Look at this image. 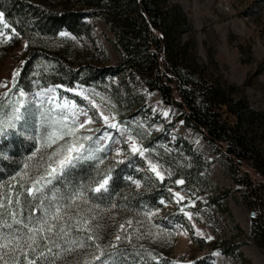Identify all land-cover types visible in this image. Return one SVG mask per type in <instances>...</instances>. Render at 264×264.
Wrapping results in <instances>:
<instances>
[{
  "label": "trees",
  "instance_id": "1",
  "mask_svg": "<svg viewBox=\"0 0 264 264\" xmlns=\"http://www.w3.org/2000/svg\"><path fill=\"white\" fill-rule=\"evenodd\" d=\"M0 12L4 14L10 35L0 37V59L20 39L26 43L24 60L15 78L16 89L31 92L51 85L69 88L77 84L91 85L107 92L119 111L137 112L155 95L163 103L181 109L180 117L222 154L233 182L243 188V204L253 212L247 238L264 257V110L248 103L243 87L211 74L197 59L193 30L178 3L172 0H0ZM96 16L103 20L113 37L118 54L114 64H103L107 54L91 36L87 18ZM81 38H87L93 46L75 47L74 39ZM117 75L120 86L113 80ZM124 106L126 109L120 108ZM35 128L39 129L38 125H29L31 134ZM18 134L12 133L11 143L0 148L6 156L0 155V205H3L0 226L5 228L4 221L12 223L9 214L14 211L18 220L24 223L31 220L29 226L38 227L37 221L50 220L45 216V208L51 212L57 204L62 210L72 205L64 221L54 222L62 225L66 234L53 236L55 243L38 238L37 252L30 259H37L38 264H92L99 256V264L106 261L108 264H174L170 257L173 232L165 218L157 214L160 197L169 187H177V180L183 181L181 186L194 197L199 191L211 189L204 177L209 164L191 144L181 138L169 142L167 135L151 136L146 145L157 150L168 175L152 182L136 173L140 188H135L131 179L111 170L108 190L92 191L96 185L91 181L97 170H109L101 153L54 179L45 186L42 195L38 193L33 198L15 173L28 161L35 139L26 140ZM155 141L159 145L154 148ZM163 141L167 148L161 146ZM78 191L84 193L83 197L69 199ZM126 226L128 231L134 228L136 234L112 245L118 230ZM17 228L21 229L19 235L24 236L23 224L5 229L14 236ZM53 231L59 232V227ZM80 244L83 246L77 247ZM236 247L226 240L211 246L229 256H233ZM41 251L45 253L42 260L39 259ZM16 257L23 260L19 252ZM5 259L11 264L9 257Z\"/></svg>",
  "mask_w": 264,
  "mask_h": 264
},
{
  "label": "rangeland",
  "instance_id": "2",
  "mask_svg": "<svg viewBox=\"0 0 264 264\" xmlns=\"http://www.w3.org/2000/svg\"><path fill=\"white\" fill-rule=\"evenodd\" d=\"M172 1L181 6L189 20L197 59L208 67L211 74L219 76L226 83L243 87L248 103L255 109L264 110V0ZM87 21L92 28L94 43L107 54L108 59L103 64L116 63L118 54L112 43L113 37L103 20L96 16L87 18ZM5 25L7 24L3 19L0 23V37L10 36L8 26ZM74 40L73 44L77 48L82 47V44L93 46L87 38ZM25 46V40L20 39L17 46L0 59V85H6L0 86V122H3L0 127H3L5 133L0 136V148L11 143L14 138L11 137L12 133H19L18 136L26 140L31 135H46L44 130H52L49 125L53 119L66 118L65 122L72 127L75 112L77 126L91 118V123L85 124L77 133L78 138L91 137V140L78 139L79 143L85 145L84 155H91L94 159L102 153L103 159L107 161V169L131 179L133 186L140 188L141 182L135 176L136 173L152 182L168 175L157 156V150L146 145L151 136L157 133L163 138L167 135L169 142L177 138L184 139L209 164L204 177L209 181L211 189L208 187L204 192L199 191L201 193L194 197L181 186L182 183H177L181 180H177L178 188L169 187L167 193L160 197L161 207L157 214L165 218L173 232L170 257L174 264H264L263 255L247 238L252 214L243 204V188L233 182L222 154L216 152L201 133L180 117L181 109L163 103L155 95L149 104L139 108L137 112H132V109L119 111L116 102L107 92L99 87L82 84L72 88L51 85L25 92L26 95L20 97L21 89L15 87L14 73H18L24 60ZM118 79V75L113 76V80L120 86ZM130 85L136 89L133 83ZM20 100L24 101V107L20 109L24 119L16 122V128H9L7 122L12 117V107H19L17 102ZM125 106L120 108L126 109ZM104 117H108L107 122ZM32 122L39 129L35 128L31 134L29 125ZM70 140V137H65L64 141H58L51 148H41L40 153L33 157L32 154L41 147L35 139L28 161L22 164L15 176L30 188L32 181L44 174L47 156L60 144ZM133 145L139 149L138 152L132 151ZM158 145L159 141H155L152 147ZM161 146L167 148L166 142L163 141ZM0 155L1 158H6L1 152ZM40 157H44L45 162ZM93 159L83 160L77 165ZM152 165L156 166L159 176L152 170ZM176 193L180 196L177 197ZM224 194L226 196L222 197ZM78 198L81 197L76 199ZM125 229L118 230L111 240L112 245L133 238L136 234L134 228L128 231L126 226ZM117 236L119 240L116 239ZM5 237L11 240L12 235L8 229L0 226V244L6 242ZM224 240L237 246L233 256L223 255L211 248L212 244L222 243ZM80 246L81 244L77 247ZM92 264H99L98 260L93 259Z\"/></svg>",
  "mask_w": 264,
  "mask_h": 264
},
{
  "label": "snow or ice",
  "instance_id": "3",
  "mask_svg": "<svg viewBox=\"0 0 264 264\" xmlns=\"http://www.w3.org/2000/svg\"><path fill=\"white\" fill-rule=\"evenodd\" d=\"M3 16L4 14L0 12V23L3 22ZM8 25H5L7 27ZM13 32H15V29H13ZM16 35H19L16 33ZM61 35H67L66 33H61ZM18 75V73H14V76ZM2 87H6V85H0ZM5 96L7 93L4 94ZM26 93L23 90H20L19 96L24 97ZM20 106L12 107V117L7 122L9 128H16V122L21 121L24 119L23 113H21V108L24 107V101L20 100L17 102ZM59 107V105H58ZM72 107H75L74 105ZM27 111V109H25ZM83 115H87L86 113H82ZM43 118V117H42ZM105 121H108V117H104ZM66 118L61 119H53L52 123L49 125V127L52 129L51 131H48L45 129L46 135H41L38 137H29L30 139H37L40 143V148H37L36 152H34L32 155L33 157L37 156L38 153H40L41 148H51L52 145L57 144L58 141H64L65 137H70L71 140L67 141L63 144H60L55 151L51 153V155L47 156L46 162L44 157H40L42 162H45L46 166L44 168V174L38 175L34 181H32V186L27 189V193L30 197L35 198L37 194H43V189L47 184H51L53 179H56L58 176H64L67 175L70 170L74 169L76 165L83 161L88 159H93L91 155L85 156L84 155V148L85 145L83 143H79L78 139L82 140H91V137L89 136H83V137H77V133L79 129H83L85 127V124L91 123V118H88L82 123H79L77 126V120H76V113L73 112L72 117V127H69L68 124L65 122ZM3 122H0L2 124ZM115 127V125H112ZM5 135L3 127H0V136ZM133 152H138L139 149L133 145L132 147ZM141 155H143L142 152H140ZM32 157H29L31 159ZM100 163L102 164L103 161L101 160ZM27 167V165H25ZM152 170L156 172V174L159 176L160 173L156 171V166L152 165ZM110 169L105 172H101L97 170L96 177L91 181V183L95 184V188L91 189L94 192L101 193L108 190L109 182L112 179L110 173ZM163 178V177H161ZM138 183V182H137ZM177 183H183V181H177ZM84 193L82 191H78L74 193L69 199L75 200L77 197H83ZM176 196L179 197L180 194L176 193ZM55 199V197H53ZM182 199V197H181ZM11 204L12 202L9 201ZM0 207H3V205H0ZM40 207L43 208L44 204L43 201H41ZM72 205H66L65 209L62 210L61 206L59 204L55 205L53 211H49L48 208L44 209L45 216L50 217V220L41 219L37 221L38 227H30L29 224L31 223V220H29V223H24L22 220H18L17 213L11 212L9 215L11 217L12 223H8L7 221L3 222V226L8 229H12L13 225H19L23 224V228L26 229V233L24 236L19 235L21 229H16V235L11 237V240H8L7 237H5V243L0 244V261H3V264H9V260L5 259V257H9L11 264H38L37 259H30L29 256L31 254H34L37 252L38 245L37 240L43 239L45 241H49L51 243H55L53 240V236L59 235L61 233L66 234L65 228L60 225L58 226L55 221H64V218L66 215H68V209H70ZM69 218H71L69 216ZM85 224H87V221H84ZM59 227V232H54L53 230ZM43 233V236H40V234ZM51 234V235H49ZM89 239H92V237H89ZM117 240H119V236L116 237ZM83 245H81L82 247ZM56 247H59L57 244ZM97 249L100 248L99 244L96 245ZM6 249V251H5ZM25 249H28V252H25ZM49 252H51V248L47 249ZM19 252L21 256L23 257V260L16 257V253ZM101 255H103V252H101ZM45 253L41 251L39 253V259H44ZM95 259L99 260L100 257L97 256ZM105 264H108L106 261Z\"/></svg>",
  "mask_w": 264,
  "mask_h": 264
},
{
  "label": "water",
  "instance_id": "4",
  "mask_svg": "<svg viewBox=\"0 0 264 264\" xmlns=\"http://www.w3.org/2000/svg\"><path fill=\"white\" fill-rule=\"evenodd\" d=\"M251 214H253V212H251Z\"/></svg>",
  "mask_w": 264,
  "mask_h": 264
}]
</instances>
